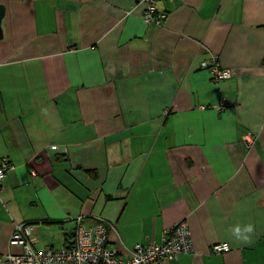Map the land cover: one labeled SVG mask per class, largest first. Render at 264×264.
<instances>
[{
    "label": "crops",
    "instance_id": "1",
    "mask_svg": "<svg viewBox=\"0 0 264 264\" xmlns=\"http://www.w3.org/2000/svg\"><path fill=\"white\" fill-rule=\"evenodd\" d=\"M0 6V264L16 225L59 249L77 217L124 258L186 222L192 252L153 264H264V0H158L160 25L144 0Z\"/></svg>",
    "mask_w": 264,
    "mask_h": 264
},
{
    "label": "built area",
    "instance_id": "2",
    "mask_svg": "<svg viewBox=\"0 0 264 264\" xmlns=\"http://www.w3.org/2000/svg\"><path fill=\"white\" fill-rule=\"evenodd\" d=\"M146 8L142 19L145 24L160 25L165 14L156 12L154 3L158 0H144ZM202 69H207L213 82L228 80L232 71L223 69L216 56L200 63ZM206 106L199 107L205 110ZM213 109L220 112L226 109L224 100ZM166 113V112H165ZM244 149L249 151L255 144V137L246 133L241 137ZM12 165L7 158H0V189ZM75 229L72 243L59 249H45L36 251L38 239L33 226L29 224L16 225L11 234L8 245L19 248L18 253H10L1 264H153L159 260L176 259L179 255L193 250L191 232L186 222L164 231L159 243L151 241L147 244H136L129 250L128 257L120 256L111 246L110 235L114 225L100 220L91 225H85L82 217L74 219ZM229 250L225 243L212 247L213 254H221Z\"/></svg>",
    "mask_w": 264,
    "mask_h": 264
},
{
    "label": "water",
    "instance_id": "3",
    "mask_svg": "<svg viewBox=\"0 0 264 264\" xmlns=\"http://www.w3.org/2000/svg\"><path fill=\"white\" fill-rule=\"evenodd\" d=\"M3 16H4V8L3 6H0V24H1V21L3 19ZM2 38V31H1V27H0V39Z\"/></svg>",
    "mask_w": 264,
    "mask_h": 264
},
{
    "label": "clouds",
    "instance_id": "4",
    "mask_svg": "<svg viewBox=\"0 0 264 264\" xmlns=\"http://www.w3.org/2000/svg\"><path fill=\"white\" fill-rule=\"evenodd\" d=\"M249 230H251V229H249Z\"/></svg>",
    "mask_w": 264,
    "mask_h": 264
}]
</instances>
